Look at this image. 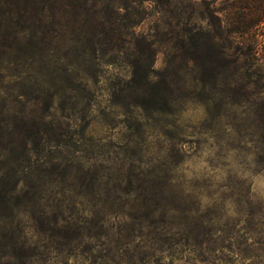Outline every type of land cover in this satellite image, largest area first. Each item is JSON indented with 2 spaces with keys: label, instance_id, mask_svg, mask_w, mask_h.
I'll return each instance as SVG.
<instances>
[{
  "label": "rangeland",
  "instance_id": "374dc122",
  "mask_svg": "<svg viewBox=\"0 0 264 264\" xmlns=\"http://www.w3.org/2000/svg\"><path fill=\"white\" fill-rule=\"evenodd\" d=\"M221 3L0 0V264H264V83Z\"/></svg>",
  "mask_w": 264,
  "mask_h": 264
},
{
  "label": "trees",
  "instance_id": "16d2710c",
  "mask_svg": "<svg viewBox=\"0 0 264 264\" xmlns=\"http://www.w3.org/2000/svg\"><path fill=\"white\" fill-rule=\"evenodd\" d=\"M201 1L207 5H215L218 2ZM217 12L222 13L226 19L225 28L230 35V49L235 47L246 57L244 75L256 84L264 83V62L259 63V50L264 48V0H222L220 6L211 9L214 17L220 21ZM16 189L17 186L12 190L0 192V218L5 216L7 211L14 210Z\"/></svg>",
  "mask_w": 264,
  "mask_h": 264
}]
</instances>
